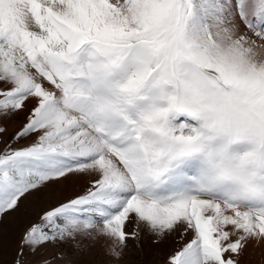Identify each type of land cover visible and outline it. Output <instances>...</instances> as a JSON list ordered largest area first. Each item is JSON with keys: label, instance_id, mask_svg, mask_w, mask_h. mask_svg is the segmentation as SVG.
<instances>
[{"label": "snow or ice", "instance_id": "1", "mask_svg": "<svg viewBox=\"0 0 264 264\" xmlns=\"http://www.w3.org/2000/svg\"><path fill=\"white\" fill-rule=\"evenodd\" d=\"M25 111L0 124V264L142 234L165 264L264 253V0H0V120Z\"/></svg>", "mask_w": 264, "mask_h": 264}, {"label": "rangeland", "instance_id": "2", "mask_svg": "<svg viewBox=\"0 0 264 264\" xmlns=\"http://www.w3.org/2000/svg\"><path fill=\"white\" fill-rule=\"evenodd\" d=\"M27 112H20L13 115L10 118H4L0 120V124L7 127L8 131L5 133L3 139L6 141L11 138L12 134L25 122V116ZM33 138L29 137L19 141L18 144H14L15 147L25 145L31 142ZM3 147V143H0V148ZM25 203L28 201L21 202V208L24 207ZM43 207V203L40 201H33L29 203V212L26 216L22 217L17 223L10 226V230L13 234L18 235L22 230L24 225L32 219H35L36 214L39 212L40 208ZM17 213H10V216H18ZM8 217H5L6 227L8 225ZM131 226H129L130 228ZM142 234L139 241V246H137L136 241L129 240V248L126 250V254L120 261H113L111 257L107 256L104 251L103 239L98 240L95 244H91L89 241H83L84 244L90 245L86 250L78 251L73 248L72 241L68 240L63 243H58L57 245H47L45 246V254L54 255L57 251L66 254V259L71 261V264H165L166 258L169 252L176 247V244L170 248H167V240L164 242V247H159L160 249H155L150 242V237ZM79 239V238H78ZM171 239V238H169ZM149 244L154 248L150 247ZM264 249V245H262ZM10 255L6 252L3 260L5 264L10 260ZM33 264L39 257H30ZM55 264H62L61 261H55ZM248 264H264V253H257L248 260Z\"/></svg>", "mask_w": 264, "mask_h": 264}, {"label": "bare ground", "instance_id": "3", "mask_svg": "<svg viewBox=\"0 0 264 264\" xmlns=\"http://www.w3.org/2000/svg\"><path fill=\"white\" fill-rule=\"evenodd\" d=\"M144 236H145V235H144ZM142 237H143V236H142ZM150 242H151V244L154 246L155 249H160L159 247H161L162 245H163L162 247L165 246L164 243H161V244H158V245H157V244H153V243H152V240H151V237H150ZM174 245H175V243L173 242L172 239H167V248H170V246L173 247ZM149 246L152 247L150 244H149ZM152 248H153V247H152ZM154 248H153V249H154ZM253 256H254V255H253Z\"/></svg>", "mask_w": 264, "mask_h": 264}]
</instances>
